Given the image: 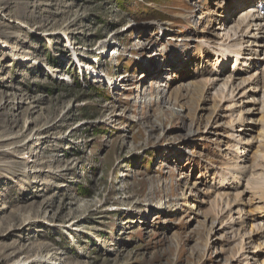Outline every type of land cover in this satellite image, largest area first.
Segmentation results:
<instances>
[{
  "label": "rangeland",
  "instance_id": "obj_1",
  "mask_svg": "<svg viewBox=\"0 0 264 264\" xmlns=\"http://www.w3.org/2000/svg\"><path fill=\"white\" fill-rule=\"evenodd\" d=\"M246 9L228 17L211 0H0V43L10 48L0 44V264L263 260L250 252L264 234L246 237L264 221L231 224L264 209V158L253 161L251 144L264 129H255L261 84L221 101L219 64L204 76L221 79L205 102L166 99L210 62L198 58V41L229 42ZM172 57L189 62L186 76L169 68ZM254 58L246 81L263 73ZM240 116L247 125L237 133ZM233 172L237 185L218 186Z\"/></svg>",
  "mask_w": 264,
  "mask_h": 264
},
{
  "label": "bare ground",
  "instance_id": "obj_2",
  "mask_svg": "<svg viewBox=\"0 0 264 264\" xmlns=\"http://www.w3.org/2000/svg\"><path fill=\"white\" fill-rule=\"evenodd\" d=\"M211 1H215V4L217 6V10L220 9V11L219 10L218 11L221 13H224V11L227 7H228V9L226 12H229L233 8H239V7L244 6V5H247V9L245 11H249V12L244 16H243V13L241 14L242 18L240 17L239 22L232 29V34L228 36V38L231 40V42L229 40V42L226 41V43H225L226 39L224 41L220 40V42H219V40H215V39L214 40H202V39H200L198 41V47L202 51L198 55V58L202 60L206 54H207L206 56H208L209 54L210 55L212 54V55H214V58L212 60L213 63L207 62L205 65H202V63H201V65H199L198 68L195 69L196 74L193 73L198 78H195L196 80L194 79L192 81L191 80L185 81L183 84L180 85V89H178L177 91H174L172 95L166 97L167 101L170 100L171 102H178L179 99H184V98L194 99L197 97L198 100H202L203 102H205L207 99L206 98L207 92H209V89H211V87H213V85L216 84L213 81H216V80L220 81L221 80V79L219 80L218 78L216 80L206 79V77H204V76H206L209 73L208 67L211 68L212 65H219L220 64L219 65L220 70H216V74L219 77L222 74V71L225 69V65H226L227 61L231 60V59H233L232 69L229 71V74L226 76L225 81L222 82V84L218 87L217 92H216V94L221 97L220 98L221 101L222 100L227 101L228 99H232L234 96V93L236 91L235 87L236 88H238L239 86L242 87L245 84V82L253 81L252 83L256 84V85H257V83H260L262 85V87L264 88V73L259 74V77L256 80L253 79V76H249L247 81H246V79L241 78V76L243 74L247 73L244 70H242L243 67L247 68L249 64L257 65L258 62H255V63L253 62V61H256L254 56H257V53L263 55V57L262 58L260 57L258 60L264 62V15L262 14L263 16H260L261 11H262V13H264V0H237L236 2H233L230 5L226 4V3H229L228 0H211ZM240 13H241V10H239V9L237 11H235L234 14H236V15H234V18L237 17ZM208 15L210 17L212 15H214L216 17L220 16V15H218V13L213 14L211 12H208ZM202 17H203V15H202ZM212 20L213 19H210V20L208 19V21H212ZM221 20H222L221 18L217 19L218 22H221ZM212 35L216 38L218 37L217 34H212ZM221 38H223V37H221ZM221 38H219V39H221ZM224 38H226V37H224ZM0 44L2 45L1 50H3V51L10 50L9 46H7L6 43H0ZM252 47H254L255 49H253ZM245 52H248V56L243 57V55H245L243 53H245ZM14 56H16V54H13V57ZM180 57L181 56L177 57L178 60L179 59L181 60ZM18 58H19V56H18ZM23 59L25 60V62H29V57H24V58H22V60ZM195 59H197V56L191 55L189 62H191L192 60H195ZM239 59H242L243 61L239 63ZM175 61H177V60H175V57H172L171 61L168 63L169 68H175L178 71V73L180 74V77L186 76L188 74V63L189 62L185 61V63L182 64V67H181V65L177 66ZM244 61H246V65L242 64ZM247 62H249V63H247ZM177 63H178V61H177ZM214 75H215V72H214ZM239 79H240V83L238 85H236V84L234 85L235 80H239ZM181 87H183L185 90V93H183V94L180 93ZM243 94H245V93H243ZM243 97H244V95H243ZM263 97H264V91H263ZM253 101H255V100H253ZM263 106H264V103H263ZM263 106H262L261 111L258 112L259 114H260V112L263 111ZM232 107H235V106H232ZM214 108H215V106L212 107L213 110H214ZM212 112H215V111H212ZM210 115H212V114H210ZM240 115H241V113H240ZM255 122H256L255 123L256 124L255 129L257 128V126H263L264 127V120L261 121L260 119H256ZM246 123L247 122H245V119L242 116L237 118V120H234L235 126L236 125L241 126L240 127L241 129H239L240 131L238 130L237 133H240L243 131L242 127L247 125ZM261 123H262V125H261ZM230 128L231 129L235 128L232 123L230 124ZM251 140H252L251 141L252 143L250 141H247V143L245 142L246 143L245 145L252 146L251 144H254L255 150L253 152V156H254L253 161L256 160L258 157H260L262 160V158H264V129L259 130V131L255 130V135L251 137ZM249 143H251V144H249ZM237 153H239V149H238V151H236V154ZM243 153L244 152L241 151V155ZM246 156L243 158V161L248 159V157H246ZM236 159H238V157H236ZM240 161H242V160H240ZM233 168H234V171H239V172H242L243 174H245V172L247 170V167H245V166H240V168L237 167V169H235V167H233ZM221 177H223V176H221ZM239 180H240V178L237 179L235 176V172H233V174H231L230 179L226 183H225L226 178H224V177L219 178L218 186H219V184H221L222 186L225 185L223 187V189H224L226 186H231L232 183H234V182L236 184H238ZM189 186L195 189V186L192 185V182L189 183ZM233 187H235V186H233ZM186 189H187V187H186ZM230 189H231V187H230ZM197 190H199V189H197ZM255 193H257V192H255ZM185 194L187 195V192ZM191 194L192 193L190 191V195ZM238 197H239V195H238ZM183 198H184L185 202H187V200H188L187 203L194 200L192 198V196H185L184 195ZM240 200H242V199H240V198L237 199L235 204L240 205ZM255 200H258L260 202L262 199L260 198V196H257V197H255ZM198 201L199 200H197V202ZM233 202H234V200H233ZM188 207H190L189 204H188ZM194 207L192 208L193 210H195ZM154 210L159 211V213L163 212L161 204L154 205ZM251 210H253V211L251 212ZM240 213H243V210H241ZM237 214H239V211ZM245 214H246V216H245V219L243 221H241L242 217H240L241 214H239L238 218H236L237 219L236 222L234 221V219H232L231 224H236V225L240 224V227H242L243 225L246 224V222L255 223L257 220H261V221L263 220L264 221V209H262V208H259V207L253 208L252 207V209H251V207H250V209ZM245 214H243V215H245ZM238 219H239V222H237ZM262 223H264V222H262ZM263 225L264 224H261V222H256L255 224H249L252 237H246V239L247 238L248 239L254 238L256 236H260V235L264 234V226ZM250 253L254 256V258H256L257 256H260V255H264V242H260V241L257 242L256 245L253 247L252 252H250ZM250 259H252V258H250ZM259 264H264V258L261 262H259Z\"/></svg>",
  "mask_w": 264,
  "mask_h": 264
}]
</instances>
